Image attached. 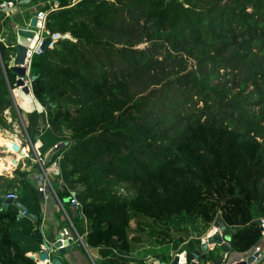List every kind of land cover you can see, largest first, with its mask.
I'll return each instance as SVG.
<instances>
[{"label": "trees", "instance_id": "trees-1", "mask_svg": "<svg viewBox=\"0 0 264 264\" xmlns=\"http://www.w3.org/2000/svg\"><path fill=\"white\" fill-rule=\"evenodd\" d=\"M51 1L45 30L71 39L31 60L43 110L27 114V131L46 166L58 165L59 201L75 193L87 247L101 264L169 262L166 247L192 264L198 225L219 218L230 253H250L264 239V0ZM15 20L0 9V131L21 113L9 69ZM29 173L0 176L37 217L0 197V264H36L23 244L42 221ZM225 252L215 246L204 262L224 264Z\"/></svg>", "mask_w": 264, "mask_h": 264}, {"label": "crops", "instance_id": "crops-1", "mask_svg": "<svg viewBox=\"0 0 264 264\" xmlns=\"http://www.w3.org/2000/svg\"><path fill=\"white\" fill-rule=\"evenodd\" d=\"M12 0H0V3L2 2H9ZM15 1V0H14ZM12 1V2H14ZM17 1V0H16ZM25 0H21L20 3L15 4L14 3V8L13 10L10 12L9 15L5 14L6 16H11V17H15V19H17V22H15L13 24V28L15 29V26H21V27H25L27 24V21L34 16V14L31 13L32 7L31 4H33V1L36 0H31L28 4L24 3ZM43 3L42 6H40L41 10L44 6L46 5H50L51 4V0H39ZM77 1L73 2L72 4L76 3ZM25 6V7H22ZM54 9L57 7V3H54V5L52 6ZM32 14V15H31ZM30 16V17H29ZM0 41H3V39H0ZM16 93V92H15ZM14 93V95H15ZM17 95V93H16ZM30 96V95H29ZM14 98L16 99V105L18 107V112L20 111L21 113H18L19 118L22 121V128L25 127V123H27L28 125V119H27V114L31 113L32 110H36L37 112L39 110H37V106L34 103V99L32 96H30L31 98V102L33 103L32 107H30V110H26L24 107H22V103L24 101H26V98L23 99L17 95V97L14 96ZM30 101V100H29ZM27 102H25L24 106L26 105ZM22 109V111L20 109ZM21 128V131H23V129ZM39 129V128H38ZM40 130V129H39ZM0 137H4L8 140H13L15 141L17 144V146L23 151V152H27L30 154V150L28 145L22 143V141L24 142V138L22 137V134L19 130V127L17 126V124L15 122H13V131L12 132H7V131H3L0 132ZM31 142V141H30ZM31 145L33 146V148H35V152L36 153H40L39 149L42 146L41 141L38 139V135L35 134L34 136V142H31ZM58 147L55 146L53 148V150H56ZM6 153V156L4 155ZM0 162L4 167H7V170L1 171L0 172V176H5L8 178H12L13 177V172L15 171V169L13 168V165L15 164L16 161H20V158L18 159L16 157V155L13 153L11 154L9 151L8 146H0ZM49 155H51V152L47 153L46 158H49ZM11 156V157H10ZM24 159V162L26 163L25 167H29V160L26 157H22ZM13 161L14 163L12 165L9 164L8 161ZM32 169V168H31ZM31 169H28L26 171H31ZM6 173V174H3ZM10 175V176H9ZM38 172L36 171H32L29 173V181L31 183H33L34 185L39 184L40 181L38 179ZM53 187L54 190L56 192V190L59 188L58 185L53 182ZM5 190L4 188L1 186L0 184V197L2 198V200H4L5 198ZM62 206L63 208H66L67 206L66 204V199L62 201ZM40 209H41V213H42V221L41 224L39 226V231L40 234L44 240L49 241L51 240L57 233H60L61 230L63 228H67L69 229L68 226V222L67 219L65 217V214L61 211V209L59 208V205L57 203V200L55 199V197L51 194H45L43 196V198L41 199L40 202ZM67 210V208H66ZM68 211V210H67ZM76 230V229H75ZM77 234L81 237L82 240V244L78 243V242H73V249L71 250V252L66 253L63 256V264H101L102 262V256L100 255L98 249H92L87 247L86 243H85V234L87 232V224L86 222L83 223V227H82V232L80 231H76ZM24 246H28L30 252L27 253V256L31 258L32 255H36L37 253L40 252L41 250V245L39 243V241H29L28 244L23 243ZM259 245L264 246V241L260 242ZM214 248V247H213ZM165 250H167L166 252H164V256H168L166 258H170L172 259L174 256L178 255L179 261L178 264H181L183 262H185V256H184V252H180V253H174V251L169 247L164 248ZM211 249V248H210ZM212 250V249H211ZM234 254V255H232ZM182 255V256H181ZM229 258H231V260L235 259L236 255H240L237 253H230L228 254ZM34 260V259H33ZM154 260H157L155 258H151L148 257L145 260V264H150V262H153ZM36 262V264H44L43 262H38L36 259L34 260ZM262 261H260L261 263ZM201 263V262H200ZM208 262H202L201 264H207ZM133 264V263H132Z\"/></svg>", "mask_w": 264, "mask_h": 264}, {"label": "water", "instance_id": "water-1", "mask_svg": "<svg viewBox=\"0 0 264 264\" xmlns=\"http://www.w3.org/2000/svg\"><path fill=\"white\" fill-rule=\"evenodd\" d=\"M21 1V0H17ZM31 0H25L24 3L28 4ZM78 0H69L70 3H73ZM36 25V17L32 16L29 22L28 26L21 27V26H15V40L17 43V46L15 48V56L14 60L9 62V69L14 71L16 75L18 76V79L15 82L16 88H21V91L26 95H31L33 98L32 93V87L26 86L21 78L29 76L31 82L34 81L37 76L31 75L30 68L26 70L22 65L24 63L25 54H26V48L29 47L31 42L33 41L35 37V32L32 30V28ZM51 40L49 38H46L43 45V50L47 48V46L50 44ZM13 94V93H12ZM41 109H43L40 106ZM12 149L15 152L19 151V147L16 144H12ZM71 196L74 197L75 193L72 192ZM43 196L40 195V199H42ZM14 205L17 207L19 211V216L30 219L33 222H37V217L35 215L30 214L27 212L25 206H23L18 200H11V199H4L2 202V206L5 208L8 205ZM82 216H79L78 219H81ZM77 220H74L76 222ZM256 224L260 227L261 231H264L263 226L261 225V220H257ZM214 228L218 229V233L211 234L206 238L205 242L200 243V256H196L195 260L192 262V264H201L206 256V253L213 249L215 246H221L227 253H230V235L225 234L226 232V226L222 224L221 220L218 218L215 220V222L212 225ZM233 233V232H231ZM38 238V241L41 245V250L39 253H37L35 256L32 255V259H36L37 261H45L48 260L49 264H63V256L66 253L71 252L73 249V243L70 239L64 240L61 242V235L60 233H57L51 240L46 241L43 239L41 235L36 236ZM210 246L212 248L210 249ZM247 256L246 260L236 261L233 264H260V261L264 259L263 256H260L259 260H254L250 254L245 255ZM236 258V256H235ZM179 258L178 255L174 256L169 262L162 261L161 259L154 260L153 262H150V264H178ZM232 261V260H231ZM201 262V263H200ZM183 264H187L186 262ZM228 264H232V262H229Z\"/></svg>", "mask_w": 264, "mask_h": 264}, {"label": "built area", "instance_id": "built-area-1", "mask_svg": "<svg viewBox=\"0 0 264 264\" xmlns=\"http://www.w3.org/2000/svg\"><path fill=\"white\" fill-rule=\"evenodd\" d=\"M13 8H14V2H12V1L0 3V9L7 15L10 14V12L13 10ZM34 16L36 17V25L32 28V30L35 32V37H34L33 41L31 42V44L29 45V47L26 48L25 59H24L23 65H22L26 70H28V68H30L31 60H32L33 56L40 55L44 51L43 45H44V41L46 38H49L51 40V42L47 46V48H52L53 45L59 40L71 39L68 34H63V35L60 33L50 34L49 32H47L45 30L46 12L38 11L37 13L34 14ZM30 19L27 21L26 26L29 25ZM16 46H17V43L15 40V45L13 47L16 48ZM14 56H15V54L11 57L10 61L14 60ZM17 79H18V76L16 77V80ZM21 79L26 86H28V87L31 86V80H30L29 76L23 77ZM16 80H15V82H16ZM12 93L14 95V91H12ZM25 134H26V131H25ZM26 136H27V134H26ZM28 139H29V137L27 136V140ZM29 143H30V140H29ZM31 148L33 150L32 145H31ZM33 156H34V162L38 166V174H39L38 179L40 181L39 184H36L37 191L42 196H44L45 194L51 193L55 197V199L57 200L59 208L65 214V217H66L67 222H68L69 229L63 228L61 230V232H60L61 240L60 241L63 242L64 240L70 239L72 241V243L78 242V243L82 244L81 237L77 234V232L74 228V224H73V218H77L81 214V207H80L78 201L74 197L70 196V198H68L66 200V203H67L66 208L68 210L67 211L66 208H63L62 203L59 201V199L56 195V192L54 190V187H53V182H55L58 185V187L60 188V180L58 178L59 168H58L57 163L53 162L49 166H46L45 160L40 156L39 153H36L34 150H33ZM4 199L17 200V196L13 193H8ZM21 215L23 216V213ZM261 222H262L261 225L264 228V220H261ZM218 232H219L218 229L214 228V233H218ZM262 235L264 236V231H262ZM258 245L255 246L253 252L250 253V256H252L254 260H259L260 256L264 257V246H263V248H261ZM228 254L229 253H227V252L223 253L224 264H228L229 262H232V264H233L236 261L246 260V258H247V256L236 255V258L234 260L229 261L230 258H229ZM38 262H43L44 264H49L48 260L38 261ZM185 262H183V263H185ZM183 263H181V264H183ZM207 264H216V263L208 262Z\"/></svg>", "mask_w": 264, "mask_h": 264}, {"label": "rangeland", "instance_id": "rangeland-1", "mask_svg": "<svg viewBox=\"0 0 264 264\" xmlns=\"http://www.w3.org/2000/svg\"><path fill=\"white\" fill-rule=\"evenodd\" d=\"M33 4H31V7H32V10H31V13L32 14H34V13H37L38 11H40L39 9H40V6H42L43 5V3L41 2V1H39V0H36V1H33L32 2ZM22 7H25V6H22ZM31 14V15H32ZM30 17V16H29ZM13 18L15 19V17L13 16ZM16 22H17V19L15 20ZM143 46H140V48H142ZM12 91H14V93L16 92L17 93V95L18 96H20L22 99L23 98H26L27 100L26 101H24V99H23V103H22V107H24L26 110H30V107H32V105H33V103L31 102V98H30V96L29 95H26V94H24L22 91H21V89L20 88H16V86H15V88L12 90ZM16 93H15V97H17V95H16ZM34 99V98H33ZM30 100V101H29ZM35 100V99H34ZM25 102H27L26 103V105L24 106V104H25ZM20 109V108H19ZM21 111H22V109H20ZM37 110H39V109H37ZM43 109H41L40 108V110L38 111V112H41ZM34 110H32L31 112H33ZM6 114V116H7V118H8V121H11V119H10V114H9V112H6L5 113ZM16 124H17V126L19 127V130H20V132H21V134H22V137L24 138V142L22 141V143H23V145L24 144H26V145H28V147H29V149L28 150H30V154L27 152V156H26V158L29 160V167L27 168V167H25L26 165V163L24 162V159L20 156V155H18V154H16L15 152H13L12 150H11V147H8L9 148V151H10V153L11 154H15L16 155V157L19 159L20 158V161H16L15 162V164L13 165V168L15 169V168H17V167H21L23 170L25 169V170H28V169H31V171L30 172H32V171H36V172H38L37 171V166H36V164H35V162H34V156H33V150L35 151L36 149L35 148H33V150H32V148H31V142L29 143V140H30V138L27 140V136L28 135H30V132H28L27 131V128H28V125H27V123H25L26 125H25V127L24 128H22V121H21V119L18 117V119L17 120H15L14 121ZM12 125H13V123H12ZM21 128L23 129V131H21ZM27 131L26 132V134H27V136H26V134H25V131ZM3 131H7V132H12V131H9V130H3ZM3 131H0V132H3ZM29 137V136H28ZM31 141V140H30ZM26 153V152H25ZM0 155H2V154H0ZM5 156H6V153L4 154ZM11 157V156H10ZM3 174H6V173H3ZM10 176V175H9ZM213 224H211L208 228H204L203 226H201V225H198V229H199V234H200V236H201V240H200V242H205L206 241V238L208 237V236H210L211 234H213L214 233V227L212 226ZM190 232H191V229H188V234H186L185 236H184V238H185V240L186 241H188L189 240V238H190ZM262 241H264V239L262 240ZM261 241V242H262ZM260 244V243H259ZM258 246H260L261 248H263V246L262 245H258ZM210 248H212V246H210ZM254 250V249H253ZM253 250L250 252V253H252L253 252ZM167 250H165V249H161V252L163 253V254H165L164 252H166ZM174 253H175V251H174ZM250 253H248V254H250ZM247 254V255H248ZM232 255H234V254H232ZM171 260V259H170ZM229 261H231V258H230V260ZM228 262V261H227ZM226 262V263H227Z\"/></svg>", "mask_w": 264, "mask_h": 264}, {"label": "bare ground", "instance_id": "bare-ground-1", "mask_svg": "<svg viewBox=\"0 0 264 264\" xmlns=\"http://www.w3.org/2000/svg\"><path fill=\"white\" fill-rule=\"evenodd\" d=\"M17 144L15 141L13 140H8L4 137H0V146H8V147H11V150H12V144ZM13 151V150H12ZM14 152V151H13ZM16 154L20 155L21 157H26L27 154L25 152H23L20 148H19V151L18 152H15ZM10 165H12L14 162L13 161H8ZM8 168L7 167H4L1 162H0V172L1 171H4V170H7ZM182 256V255H181Z\"/></svg>", "mask_w": 264, "mask_h": 264}]
</instances>
